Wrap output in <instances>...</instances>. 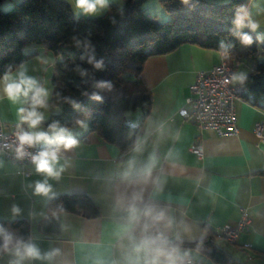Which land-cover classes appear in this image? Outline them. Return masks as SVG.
Returning a JSON list of instances; mask_svg holds the SVG:
<instances>
[{
  "label": "crops",
  "instance_id": "0c3cea01",
  "mask_svg": "<svg viewBox=\"0 0 264 264\" xmlns=\"http://www.w3.org/2000/svg\"><path fill=\"white\" fill-rule=\"evenodd\" d=\"M68 1L73 7L71 0ZM208 1L226 3L229 0ZM121 2L112 0L111 3ZM143 9L151 16L148 7L143 6ZM161 12L163 17H169L163 8ZM251 18L260 25L264 14L257 12ZM27 50L35 52L23 62L27 74L45 86L52 77L46 76L48 66L56 57L53 59L46 45L30 46ZM220 59L221 51L190 42L147 58L141 76L151 90L150 109L146 115L142 109L125 112L127 122L140 123L139 138H147L142 153H133V147L123 152L95 132L71 129L78 144L71 150L60 149V163L65 165V171L59 180L50 179L49 183L56 196L89 195L98 206L97 215L48 211V198L34 194L35 182L43 179L36 173L35 165H21L0 157V219H28L30 230L26 239L31 237L42 252L59 249L52 264H120L124 249L113 229L122 210L117 208L116 199L142 187L143 204L166 210L178 225L182 222L178 243L182 252H187V257L191 258L186 264H217L206 251L184 244L203 239L212 231L216 233V245L243 264L249 261L264 264V140L254 133L255 122L264 120V97L256 103L251 102L250 95L248 99L241 95L235 100L239 132L234 135L219 136L209 129L200 132L192 121L179 114L197 72L209 70ZM21 64L10 72L15 74ZM238 64L245 65L242 73H249L247 59ZM3 77H0V97H3ZM240 83L233 76L232 84L239 87ZM16 107L6 98H0V121L7 126L18 123ZM56 110L48 101L47 108L41 109L45 119L35 131H47L44 121ZM23 126L31 131L26 124ZM195 143L202 145L201 156L189 149ZM38 145L43 150L47 147L43 143ZM152 154L158 158L153 177L164 181L162 191L155 192L151 184L131 186L120 181L119 174L129 158L135 155L142 164ZM13 205L21 209V215L15 218L11 211ZM240 208H246L250 223L235 243H228L218 229L236 225ZM50 215L57 217L43 223ZM248 255L252 257L249 259ZM11 259L3 253L0 264H9ZM25 264L47 262L32 260Z\"/></svg>",
  "mask_w": 264,
  "mask_h": 264
},
{
  "label": "trees",
  "instance_id": "16d2710c",
  "mask_svg": "<svg viewBox=\"0 0 264 264\" xmlns=\"http://www.w3.org/2000/svg\"><path fill=\"white\" fill-rule=\"evenodd\" d=\"M4 1L0 0V77L35 54L27 50L30 46L46 45L56 57L49 102L57 110L44 121L46 128L53 122L69 129L81 128L76 121L85 119L90 112L88 132L97 133L123 152L129 150L141 130L140 123L130 126L125 112L142 109L146 115L152 102L151 90L141 76L145 61L149 56L165 54L188 42L228 51L234 70L247 59L250 71L239 85L243 89L241 95L246 99L250 95L253 103L264 97V54H259L264 45H259L250 28L235 25L238 8L247 9L249 0L226 3L189 0L187 5L182 0H160L169 14L164 22L156 21L144 11L146 0L110 3L109 9L96 17H76L68 0H20L3 10ZM238 33H248L253 43L241 44ZM73 36L91 41L96 59L104 60L103 70H96L81 60L86 53L74 46ZM77 66L86 69L88 76L81 77ZM100 80L111 81L112 90L95 89L94 83ZM84 91L88 95H83ZM92 92H98L102 102L90 99ZM64 97L76 100L80 108L64 102ZM46 206L50 212H82L90 217L99 212L93 199L83 193L55 196L46 201ZM0 225L25 239L29 235L30 222L26 218L0 219ZM215 235L212 231L203 239L184 244L206 251L217 264H243L216 245Z\"/></svg>",
  "mask_w": 264,
  "mask_h": 264
},
{
  "label": "clouds",
  "instance_id": "9594fccd",
  "mask_svg": "<svg viewBox=\"0 0 264 264\" xmlns=\"http://www.w3.org/2000/svg\"><path fill=\"white\" fill-rule=\"evenodd\" d=\"M74 8V15L79 17H96L102 15L109 9L112 0H71ZM188 4L189 0H182ZM245 21L247 24L245 25ZM115 21L113 20V23ZM235 25L237 28L248 27L257 32L259 24L252 18L250 12L240 6L236 13ZM237 38L241 44L250 46L253 37L248 33H238ZM259 43H264V32H257L255 37ZM76 48H83L86 55L81 60H86L96 70H103L104 60L96 59L94 46L88 39H81L78 36L72 37ZM221 46L224 42L221 41ZM76 71L81 77L88 76V71L77 66ZM245 74L240 73L234 77L236 81L243 82ZM99 91H111V81L100 80L93 85ZM3 97L16 107L17 127L21 128L18 134L20 147L17 151L22 155L24 146L32 147L43 143L47 147L32 156V163L35 171L42 176L34 185V194L53 199L56 193L53 191L50 179L59 180L65 171V165L60 163L59 151L71 150L77 146L78 141L68 127L62 126L59 122H53L48 126L47 131H35L45 119L41 109L48 106L50 92L36 78L27 74L25 64H21L16 73L6 72L3 77ZM88 95L87 91L82 93ZM90 99L102 102L103 98L98 92H92ZM64 102L74 108H80L76 100L64 97ZM91 116L87 112L85 119H78L76 124L87 130V119ZM27 125L31 131H24L23 125ZM130 126H132L130 124ZM147 138H137L133 146V153L139 154L144 151ZM158 165V158L155 154L148 157L144 163H139L136 156L129 158L124 170L119 174L120 181L131 186H144L151 184L155 192L162 191L164 181L160 177H153V172ZM143 188L134 190L130 195H121L116 199L117 208L122 210L115 221L113 233L124 249L123 258L120 264H186L187 252H182L179 241L181 240V224L169 216L166 210L158 208L153 204H143ZM13 218L21 215V209L17 205L12 206ZM171 234V235H170ZM0 252L7 253L12 257L9 264H25V261H45L52 264L55 257L59 255V249H51L42 252L33 242L32 238L25 239L9 232L3 225H0Z\"/></svg>",
  "mask_w": 264,
  "mask_h": 264
},
{
  "label": "built area",
  "instance_id": "2783aa9c",
  "mask_svg": "<svg viewBox=\"0 0 264 264\" xmlns=\"http://www.w3.org/2000/svg\"><path fill=\"white\" fill-rule=\"evenodd\" d=\"M259 54H264L262 46ZM234 68L230 63L228 51H221V59L209 70L198 71L195 80L189 85V95L185 98L184 105L179 109V114L186 120L192 121L200 132L212 130L216 135H234L239 132L236 123L235 100L240 98L243 89L232 84ZM23 130L24 129L23 126ZM21 128L17 123L7 126L0 121V157L13 160L21 165L32 163V156L43 150L38 144L32 147L24 146L21 155L17 149L20 147L18 134ZM255 135L264 140V120L255 122ZM198 156L203 149L200 143H195L189 148ZM250 223V216L246 208H240V217L236 225L219 227L218 231L228 243H235L239 234ZM248 246L249 244L246 243ZM250 259L251 256L248 255ZM191 258L186 257V262Z\"/></svg>",
  "mask_w": 264,
  "mask_h": 264
},
{
  "label": "rangeland",
  "instance_id": "374dc122",
  "mask_svg": "<svg viewBox=\"0 0 264 264\" xmlns=\"http://www.w3.org/2000/svg\"><path fill=\"white\" fill-rule=\"evenodd\" d=\"M18 1H20V0H5L1 4V8L3 10H7L12 6L13 3L18 2ZM143 5L148 7V9L150 10V13H151V17L153 19H155L156 21L164 22V21L168 20V18H165L162 15L163 12H161L162 11V5L160 3V0H146ZM248 11L250 12L251 17L255 16V14L257 12L264 14V0H250L249 6H248ZM257 32H264V21L260 22V25H259V28L257 29ZM257 32H254L255 36L257 35ZM259 45L262 46V45H264V43H259ZM52 55H53V59H54V54L52 53ZM262 58H264V56H262ZM52 64L53 63H51L48 66L49 71L46 73V76H48V75L52 76V73L54 71ZM244 66L239 65V64L236 65L235 70H234V77L243 72L242 69ZM44 87L47 88L51 94V84L49 81H47V83ZM49 100H50V95H49ZM240 259H241V261H244L242 258H240ZM246 264H259V262L257 263L256 261H249Z\"/></svg>",
  "mask_w": 264,
  "mask_h": 264
},
{
  "label": "water",
  "instance_id": "95a60500",
  "mask_svg": "<svg viewBox=\"0 0 264 264\" xmlns=\"http://www.w3.org/2000/svg\"><path fill=\"white\" fill-rule=\"evenodd\" d=\"M56 215H50L49 217H47L46 219H44L43 223L46 222V220H53V219H56Z\"/></svg>",
  "mask_w": 264,
  "mask_h": 264
}]
</instances>
